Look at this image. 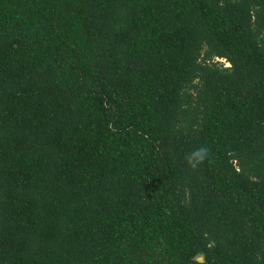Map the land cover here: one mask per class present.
<instances>
[{"label": "trees", "instance_id": "16d2710c", "mask_svg": "<svg viewBox=\"0 0 264 264\" xmlns=\"http://www.w3.org/2000/svg\"><path fill=\"white\" fill-rule=\"evenodd\" d=\"M0 264H264V0H0Z\"/></svg>", "mask_w": 264, "mask_h": 264}, {"label": "clouds", "instance_id": "9594fccd", "mask_svg": "<svg viewBox=\"0 0 264 264\" xmlns=\"http://www.w3.org/2000/svg\"><path fill=\"white\" fill-rule=\"evenodd\" d=\"M209 153L210 149L206 145H202L185 157V164L191 169H196L208 159Z\"/></svg>", "mask_w": 264, "mask_h": 264}, {"label": "rangeland", "instance_id": "374dc122", "mask_svg": "<svg viewBox=\"0 0 264 264\" xmlns=\"http://www.w3.org/2000/svg\"><path fill=\"white\" fill-rule=\"evenodd\" d=\"M216 60L222 61V62H224L225 65H228L227 62L225 63V60H224V59H220V58L218 59V58H217Z\"/></svg>", "mask_w": 264, "mask_h": 264}]
</instances>
